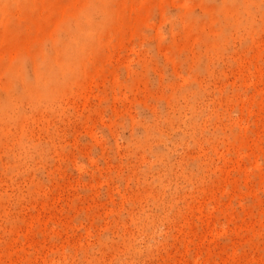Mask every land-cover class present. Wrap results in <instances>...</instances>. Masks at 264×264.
Here are the masks:
<instances>
[{"label": "rangeland", "instance_id": "obj_1", "mask_svg": "<svg viewBox=\"0 0 264 264\" xmlns=\"http://www.w3.org/2000/svg\"><path fill=\"white\" fill-rule=\"evenodd\" d=\"M0 264H264V0H0Z\"/></svg>", "mask_w": 264, "mask_h": 264}]
</instances>
